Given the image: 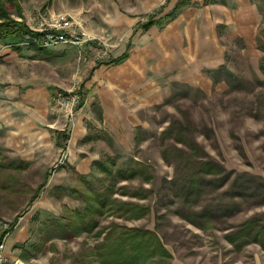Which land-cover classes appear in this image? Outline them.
Returning <instances> with one entry per match:
<instances>
[{
	"label": "rangeland",
	"instance_id": "obj_1",
	"mask_svg": "<svg viewBox=\"0 0 264 264\" xmlns=\"http://www.w3.org/2000/svg\"><path fill=\"white\" fill-rule=\"evenodd\" d=\"M16 1L21 16L10 5V17L18 23L13 29L65 18L89 38L74 50L20 47L26 60L62 59L56 67L71 69L66 80L70 87L79 84L83 99L81 70L90 58L104 62L106 75L131 71L137 82L113 88L129 112L117 114L120 129L103 125L94 132L105 144L117 141L101 162L92 163L87 177L68 173L67 185L56 188L51 181L58 160L43 170L0 147V241L7 237V262L98 264L94 248L104 234L97 233L117 224L154 231L172 264H264V72L259 69L264 66V0H250L261 17L256 46L262 58L251 65L242 39L229 41L218 25L213 33L225 61L210 66L200 63L213 44L210 29L201 25L202 15H210L205 0H188L174 20L148 30L144 23L165 19L180 0ZM123 54L120 63L110 64ZM133 161L146 167L148 179ZM104 167L110 175L100 170ZM130 167L137 174L120 180L116 171L127 174ZM103 186L113 192L112 199L147 212L132 219L104 210L89 232L73 238L55 232L56 222H68L69 210L84 207L70 190L86 195ZM22 224L21 237L14 238Z\"/></svg>",
	"mask_w": 264,
	"mask_h": 264
},
{
	"label": "crops",
	"instance_id": "obj_2",
	"mask_svg": "<svg viewBox=\"0 0 264 264\" xmlns=\"http://www.w3.org/2000/svg\"><path fill=\"white\" fill-rule=\"evenodd\" d=\"M216 1L220 3L207 5L210 15L201 17L202 28L210 29L213 44L207 47L209 53L203 54L200 63L210 66L225 61L224 47L213 33L215 26L221 25L229 41L242 39L246 48L243 54L251 59V65H256L262 56L256 46L261 21L257 6L250 0ZM61 46L50 50L64 48ZM73 48L70 46L67 50ZM26 54L23 48L0 42V147L13 159L35 164L43 170L51 167L63 154L67 155L64 166L54 172L51 181L56 188L66 186L68 173L87 177L93 172L92 163L101 162L105 153L113 151L117 140L113 139L108 145L93 134L103 125L109 130L121 128L120 121L115 118L125 109L126 114L129 112L128 107L123 109L128 104L113 88L123 84L131 86V81L136 84L137 80L131 71H122L117 76L106 75L104 62L96 63V59L90 58L82 65L80 76L85 99L73 122L69 123L66 116L54 107L51 98L56 90L70 88L67 80L73 76L71 69L57 68L60 58L45 56L44 59L26 60ZM122 123L127 141L133 145V138H129L130 128ZM112 137L117 139L118 134L113 133ZM23 226L20 225L14 238L21 237ZM4 255H8L5 249Z\"/></svg>",
	"mask_w": 264,
	"mask_h": 264
},
{
	"label": "trees",
	"instance_id": "obj_3",
	"mask_svg": "<svg viewBox=\"0 0 264 264\" xmlns=\"http://www.w3.org/2000/svg\"><path fill=\"white\" fill-rule=\"evenodd\" d=\"M217 3L216 0H205L202 5ZM187 4L188 0H180L173 11L166 15L165 19L155 20L150 18L142 25V29L148 30L152 26L168 24L176 18L182 7ZM10 5L15 6L19 17L21 16L16 0H0V42L12 39L19 41L22 33L29 31L24 25L20 29H13L18 23L10 17ZM13 50H17V48ZM124 57L125 54L113 59L111 63L118 64ZM259 69L264 72V66L261 65ZM132 165L139 166V173H144L143 171L146 168L144 165L135 161L132 162ZM100 170L106 174L109 172L105 167L100 168ZM116 172L121 174L120 180H129L137 174V171L131 167L129 171L127 170V174L120 170ZM108 175L110 174L108 173ZM144 175L148 179L149 175L147 173H144ZM70 192L84 203V207L82 210H69L70 216L68 215L66 218L68 222L64 225H60L58 222L55 223V232L65 234L69 238L96 228L98 221L95 216L103 215L104 210L119 217L132 219L142 217L147 212V207L112 199L113 192L106 189L105 186L99 191L91 190L86 195L74 190H70ZM35 198L36 195L30 199V202H33ZM103 230L97 233V237L101 234H104V236L102 241L94 248V256L98 264H172L170 253L154 231L144 228H127L117 224H112Z\"/></svg>",
	"mask_w": 264,
	"mask_h": 264
},
{
	"label": "built area",
	"instance_id": "obj_4",
	"mask_svg": "<svg viewBox=\"0 0 264 264\" xmlns=\"http://www.w3.org/2000/svg\"><path fill=\"white\" fill-rule=\"evenodd\" d=\"M89 38L85 35L80 27H77L68 19L45 26L41 24L39 27L23 32L19 41L15 44L17 47H27L39 50H49L51 48L64 45L81 48L85 46ZM12 47V45H10ZM80 54V53H79ZM80 58V56H79ZM82 94L78 83H74L67 90H56L51 98V102L58 111L62 112L69 123L73 119L82 106ZM67 155H62L54 165V172L57 168L65 163ZM7 237H3L0 241V264H10L4 255L5 242ZM16 264V263H13Z\"/></svg>",
	"mask_w": 264,
	"mask_h": 264
}]
</instances>
